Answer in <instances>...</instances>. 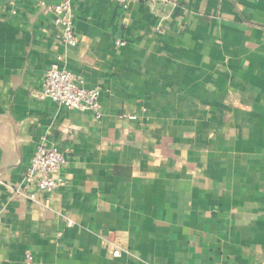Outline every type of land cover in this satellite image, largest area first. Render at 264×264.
Segmentation results:
<instances>
[{"label":"crops","instance_id":"obj_1","mask_svg":"<svg viewBox=\"0 0 264 264\" xmlns=\"http://www.w3.org/2000/svg\"><path fill=\"white\" fill-rule=\"evenodd\" d=\"M73 9L75 47L36 0L0 2V264H264V0ZM53 64L100 118L38 96ZM39 146L64 183L16 198Z\"/></svg>","mask_w":264,"mask_h":264},{"label":"built area","instance_id":"obj_2","mask_svg":"<svg viewBox=\"0 0 264 264\" xmlns=\"http://www.w3.org/2000/svg\"><path fill=\"white\" fill-rule=\"evenodd\" d=\"M20 1L23 0H10V3L15 4ZM36 1L44 12L53 15V24L58 29L63 41L71 47L77 46L79 37L74 26L73 0H59L55 3H48L45 0ZM115 1L128 15L130 0ZM163 2L169 4L174 3L175 0H163ZM116 43L123 45L124 40L117 39ZM100 95V88L86 87L83 77L67 69L60 68L57 64H53L45 73L42 89L38 94L41 99L48 98L69 109L91 112L97 118L103 115ZM64 163L65 155L58 147L39 146L26 166L20 184L10 186L9 191L16 198L37 202L39 193L51 192L63 185L61 170ZM71 223L72 221H69V224ZM113 255L120 256L121 250L114 249ZM26 258L31 261L32 255L27 253Z\"/></svg>","mask_w":264,"mask_h":264}]
</instances>
